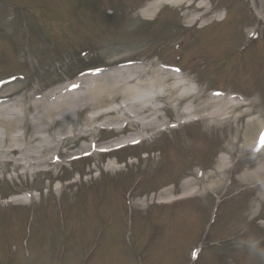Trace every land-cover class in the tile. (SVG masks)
<instances>
[{"label":"rangeland","instance_id":"obj_1","mask_svg":"<svg viewBox=\"0 0 264 264\" xmlns=\"http://www.w3.org/2000/svg\"><path fill=\"white\" fill-rule=\"evenodd\" d=\"M148 1L0 0V78L22 75L33 83V89L26 91L28 96L34 94L32 102L43 104L44 95L52 96L63 90L66 83L94 79L87 71H108L106 67L112 59H118V67L141 62L178 66L199 82L200 93L227 94L228 99L245 100L248 104L234 113L240 119L225 122L218 129L203 121L191 126L182 124L177 132L172 129L169 134L155 136L153 142L144 143L138 151H121L120 160L127 162L131 155L129 161L134 163L128 162L117 173L103 167V155L72 159L78 155L72 154L73 146L84 143L79 138L64 145V152H55L63 159L62 165H45L25 173L23 165L0 163V179L4 178L0 181V199L18 191L27 192L22 198L29 202L14 210L8 209L10 205L0 207L3 264H189L190 251L205 226L210 231V242H215L201 250L196 264H264V196L252 178L244 177L246 171L257 170L260 165L256 162L264 157L256 158L252 152L231 148L232 139L236 141L235 128L244 135L245 125L252 122L257 126L255 137L260 128L259 118L264 124V20L251 7L253 0H184L176 5H161L151 19L142 13ZM228 1L233 4L227 8ZM132 4L137 8H131ZM104 5H114L116 9L110 14L104 12ZM12 6L19 8L23 17L20 28L14 25L17 14ZM100 8L104 13H100ZM199 15L209 20L208 25L199 19L191 27L189 19ZM218 28L220 32L215 30ZM256 28L254 41V36H248ZM244 37L254 42L262 39V51L254 50V42L247 44ZM182 41L189 45H181L179 52L176 47ZM53 44H57L58 51ZM29 47L32 52L30 56L26 54L33 63L22 68L19 49ZM81 73L85 75L80 76ZM15 83L20 89L28 88L26 83ZM11 87L5 92L9 93ZM219 87L223 92L215 91ZM4 99L10 102L9 98ZM120 101H115L114 106ZM92 110L88 107L77 112L72 119L74 125L82 127ZM162 113L165 120L178 122V111L166 109ZM64 124L70 131V120ZM64 124L58 121L49 132H43L47 137H41L57 133ZM113 132L100 129L96 134L104 139ZM239 143H245L243 137ZM144 150L157 152L153 159L151 154L145 160L141 156ZM233 150L236 152L231 160L238 161L237 168L225 173L224 188L218 186L214 191L197 194L191 204L156 207L157 197L166 189L173 194L183 193L189 190L184 182L193 177L200 186L198 179L202 173L212 172L218 156ZM89 170L96 171L91 173V179L90 175L76 178L78 172L82 175ZM138 173H145L147 179L130 194L141 193V200L148 196L146 206L124 196ZM130 178L131 182L126 184ZM231 180L235 182L230 188H234V194H225ZM211 186L212 179L207 182V187ZM153 194L156 199L151 200ZM223 195L227 197L219 211L214 217H207L208 208L212 209ZM246 246L250 247L249 253L244 250Z\"/></svg>","mask_w":264,"mask_h":264},{"label":"bare ground","instance_id":"obj_2","mask_svg":"<svg viewBox=\"0 0 264 264\" xmlns=\"http://www.w3.org/2000/svg\"><path fill=\"white\" fill-rule=\"evenodd\" d=\"M183 1L154 0L145 10H142V13L151 19L161 5H176ZM262 4H264V0H262ZM198 8L204 9L206 7L200 6ZM195 19V17L189 19L191 25ZM206 22L208 25L209 20L206 19L203 25ZM117 60H110L108 63L111 68L94 76V79L88 77L85 79L86 83L77 84L76 82L73 89L71 85H67L66 88L70 91L54 92L51 99L47 95V101L43 104L38 103V101L32 102L33 95L28 96L27 92L20 94L22 90L19 88L17 91L20 97L13 98V94H5V97L10 98L11 101L0 106V163L12 162L15 165H23L25 173H33L35 168L43 167V165H60L59 155L55 152L60 151L64 145L68 146V143L76 138L82 139L84 143L73 146L72 154L75 152L78 155H95L100 151L98 148L100 143L96 134L99 132L97 131L98 127L101 128L102 125L113 123H117L116 127L119 131L116 133L122 132L118 125L125 122L126 125L130 126L126 129H132L122 137H118L117 140L115 139L116 142L119 144L126 143L125 145L135 144L134 142L138 143L152 137L154 132L170 129L168 120L162 118V111L166 109L178 111L179 123H192L201 120L206 126L216 125L218 129L225 122L228 124L238 122L240 118L234 116V113L242 105L248 104L238 99L230 100L226 95L225 97L207 96L208 94L199 93L196 90H182L185 86L183 78L174 73L171 68H164L157 63L141 62L137 65L118 67ZM183 77L185 78L184 75ZM119 98L122 102L120 101L119 107H116L114 102L118 101ZM88 107L93 109V114L79 129L76 127L78 125H74L72 119L77 112ZM32 112L35 116V120L32 122L34 128L29 126L28 115ZM65 120H70L72 123L71 131H68V128L66 130ZM99 120L100 125L97 124ZM57 121L64 124L57 133H53L45 139L36 136L40 132H49ZM249 123L245 125L244 135L238 127L235 128L234 139L236 141L233 142L235 148L238 147L242 137L245 145H250L252 140L256 138L259 131L254 137V130L257 126H254L252 122ZM259 124L260 130L262 126L260 118ZM21 128L24 133L18 134ZM139 129L140 131H138ZM69 133L72 135H68ZM111 142L106 143V145L111 146ZM262 156L264 157V144L263 149L255 157ZM45 158L47 160L52 159V161L47 162ZM227 159L221 157L213 171L207 173L203 178V181L207 180V182L212 179V190L222 186L224 174L229 170L230 165ZM261 160L256 162V165H260L261 168L259 167L250 173L246 171L244 177H246L245 179L252 178L254 184L259 181L257 186L260 187V192L264 196V159ZM194 184L197 183L188 180L184 182L185 187L191 188ZM165 191L168 192V190ZM193 191L190 190L189 192L192 193ZM205 191H207V187ZM168 194L164 196L161 194L160 202L173 201L172 196ZM186 194L187 192H184V195L182 194L181 197L174 198V200L183 198ZM262 200L264 201V197ZM10 201L13 203L23 202L18 199ZM138 202L139 204H146V200H138Z\"/></svg>","mask_w":264,"mask_h":264},{"label":"clouds","instance_id":"obj_3","mask_svg":"<svg viewBox=\"0 0 264 264\" xmlns=\"http://www.w3.org/2000/svg\"><path fill=\"white\" fill-rule=\"evenodd\" d=\"M253 247H254V245H253Z\"/></svg>","mask_w":264,"mask_h":264}]
</instances>
